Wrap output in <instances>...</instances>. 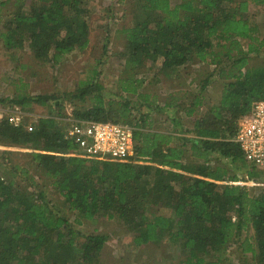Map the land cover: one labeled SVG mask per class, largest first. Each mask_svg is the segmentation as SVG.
<instances>
[{
  "label": "trees",
  "instance_id": "obj_1",
  "mask_svg": "<svg viewBox=\"0 0 264 264\" xmlns=\"http://www.w3.org/2000/svg\"><path fill=\"white\" fill-rule=\"evenodd\" d=\"M86 1H15L0 32L2 44L8 50L27 46L35 59L58 63L88 45ZM138 1L144 17L124 29L123 54L131 78L129 84L119 79L121 90L139 97L143 81L136 78L137 70L159 63L166 76H177L196 60L204 61L213 41H226L227 46L217 43L222 50L210 60L219 75L231 78L218 103L207 107L192 129L173 117L172 131H150L145 130V114L132 115L131 100H104L102 87L88 81L73 93L0 101L21 107L52 103L63 117L59 97H66L73 118L133 125L134 157L120 162L68 155L75 146L65 137V123L58 116L39 117L30 127L0 119V143L37 150L24 153L28 164L62 198L76 222L117 218L136 247L163 238L178 248L181 257L176 264H220L215 255L233 243H239L243 262L250 253L252 264H264V186L250 191L245 185L227 183H264L262 170L245 161L233 141L237 121L254 102L264 100V66L247 67L248 56L264 45L249 9L264 5V0H180L174 5L170 0ZM237 38L249 41L246 51ZM224 61L230 64L227 71L221 67ZM205 79L190 98L185 91L169 95L163 111L185 108L186 115H192L202 103ZM188 152L195 160L185 161ZM212 157L239 166L246 179L226 178V168L213 166ZM11 169L12 178L0 174V264H73V260L99 264L108 235L76 229L32 180L27 164ZM15 175L26 181V187L16 183ZM248 229L252 241L240 238Z\"/></svg>",
  "mask_w": 264,
  "mask_h": 264
},
{
  "label": "rangeland",
  "instance_id": "obj_2",
  "mask_svg": "<svg viewBox=\"0 0 264 264\" xmlns=\"http://www.w3.org/2000/svg\"><path fill=\"white\" fill-rule=\"evenodd\" d=\"M15 1L17 0H0V32L4 22L11 17ZM179 2L180 0H170L171 5ZM85 6L89 10L87 17L89 24L88 45L83 50L76 49L64 55L58 63L35 59L27 46L8 50L0 38V99H20L39 94L73 93L79 84L95 81L102 87L100 94L104 100L118 101L121 98L131 100L132 115L137 117L145 114V130L161 132H169L174 129L173 117L185 128L192 129L194 122L203 115L207 107L218 103L226 83L231 78L219 75L217 65L210 60L222 50L221 45L227 46L229 42L213 41L210 54L204 61L196 60L188 69H180L177 76L174 74L166 76L160 69L159 63L137 70L136 78L143 81L139 90L141 96L138 97L123 92L119 79L123 78V83H130V80L128 81L131 78L130 70L125 62L127 56L123 54L126 40L124 29L132 27L137 19L144 17V13L140 9V1L87 0ZM249 10V17L258 26V39L264 40V5H251ZM237 40L240 48L246 51L249 41L241 38H237ZM218 42L221 45H218ZM229 65L224 61L221 67L227 71ZM256 66H264V45L260 47L258 53L248 56L247 67ZM242 70L244 71V68ZM205 78H207L208 85L202 91V103L192 115H186L185 108L170 111V113L163 111V103L169 95L185 91L190 98L197 85L201 81H205ZM89 97L86 98V105L90 104ZM59 100L62 102V109L66 116L57 115L58 109L52 103L43 106L26 102L30 105L21 107L8 101H0V109L12 110L15 107L23 114V122L27 127H30L39 117L45 116H58L63 119L64 123L68 114H72L73 106L66 97H59ZM139 106H141L140 109ZM0 119H4V117ZM1 144L0 174L5 173L12 178L10 176L13 171L12 165L27 164L29 174L33 176L32 180L39 184L47 198L68 216L69 221L76 229L84 234L106 233L108 235V240L100 254L99 264H176L181 257L180 250L168 245L163 238L158 243L134 246L131 234L125 230L117 218L110 219L101 216L93 220L79 218L80 222H76L74 213L67 210L62 198L55 193L48 182L44 181L45 179L38 178L35 166L28 164L24 153L37 150ZM185 157L187 162L195 160L189 155V152ZM212 158L210 163L213 166L219 164L226 168V178L235 175L239 179H246L245 170L240 169L239 166H228L225 164V159ZM262 172L264 173V170ZM14 180L20 186L26 187V181L22 180L20 176L15 175ZM227 183L245 185L250 191L255 187L264 186V183L251 180ZM28 189L32 190L33 188L29 187ZM168 213L170 214V211ZM252 233V230L248 229L242 233L240 238L247 237L252 241ZM215 257L220 261V264H252L250 253H246L244 262L242 261L239 243L231 244L217 253ZM75 261L73 260L72 263L75 264Z\"/></svg>",
  "mask_w": 264,
  "mask_h": 264
},
{
  "label": "built area",
  "instance_id": "obj_3",
  "mask_svg": "<svg viewBox=\"0 0 264 264\" xmlns=\"http://www.w3.org/2000/svg\"><path fill=\"white\" fill-rule=\"evenodd\" d=\"M2 117L14 126L24 125L23 114L15 107L0 109ZM64 123L65 137L75 146V151L68 155L120 162L134 157L133 125L110 120H78L70 113ZM233 141L249 164L264 170V100L254 102L251 111L237 121Z\"/></svg>",
  "mask_w": 264,
  "mask_h": 264
},
{
  "label": "crops",
  "instance_id": "obj_4",
  "mask_svg": "<svg viewBox=\"0 0 264 264\" xmlns=\"http://www.w3.org/2000/svg\"><path fill=\"white\" fill-rule=\"evenodd\" d=\"M169 76V75H168ZM166 77V76H165Z\"/></svg>",
  "mask_w": 264,
  "mask_h": 264
}]
</instances>
